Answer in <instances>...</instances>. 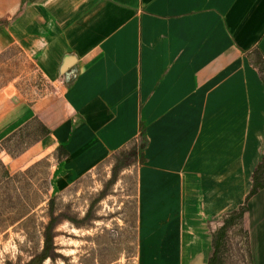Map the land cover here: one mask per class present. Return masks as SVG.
I'll return each instance as SVG.
<instances>
[{"label":"crops","instance_id":"obj_1","mask_svg":"<svg viewBox=\"0 0 264 264\" xmlns=\"http://www.w3.org/2000/svg\"><path fill=\"white\" fill-rule=\"evenodd\" d=\"M14 45L57 90L0 94V139L46 126L60 187L137 145L138 264H208L264 158V0H0ZM247 205L264 264V188Z\"/></svg>","mask_w":264,"mask_h":264},{"label":"rangeland","instance_id":"obj_2","mask_svg":"<svg viewBox=\"0 0 264 264\" xmlns=\"http://www.w3.org/2000/svg\"><path fill=\"white\" fill-rule=\"evenodd\" d=\"M56 90L21 48L0 50V94L31 103ZM38 138L31 126L0 139V264H26L40 255L52 220L53 242L39 264H138L141 149H124L127 164L113 183L120 153L60 187L57 150L36 144ZM222 258L224 264H252L244 219L230 228Z\"/></svg>","mask_w":264,"mask_h":264},{"label":"trees","instance_id":"obj_3","mask_svg":"<svg viewBox=\"0 0 264 264\" xmlns=\"http://www.w3.org/2000/svg\"><path fill=\"white\" fill-rule=\"evenodd\" d=\"M256 53L254 63L260 68L262 73V79L264 80V60L260 57L258 52ZM31 126H34L35 129L39 131V138L46 135L49 132V129L41 124L38 120L32 121V123H27L17 131L11 134V136H16L18 134L24 133L25 130L29 129ZM38 138V139H39ZM133 150H136V145H134ZM128 151L122 150L120 152V156L116 163L113 166V176L111 182L113 183L117 178V173L121 168H124L127 164L126 158L128 155ZM252 188L249 194L246 197V201L243 205L238 208L226 213L223 217L222 225L215 229L212 232V244H213V252L208 260V264H224L222 254L227 244V235L231 227H233L237 221H241L244 219V215L248 209V201L249 199L256 194L259 190L264 188V158L257 165L256 169L253 173L252 178ZM53 214V213H52ZM53 224V220L47 226L45 231V249L41 255L34 257L26 264H39L49 255V248L52 245L53 237L50 232L51 225Z\"/></svg>","mask_w":264,"mask_h":264},{"label":"flooded vegetation","instance_id":"obj_4","mask_svg":"<svg viewBox=\"0 0 264 264\" xmlns=\"http://www.w3.org/2000/svg\"><path fill=\"white\" fill-rule=\"evenodd\" d=\"M45 240H46V239L44 238V249H45ZM42 253H43V252H42ZM42 253H41V254H42ZM41 254H40V255H41Z\"/></svg>","mask_w":264,"mask_h":264}]
</instances>
